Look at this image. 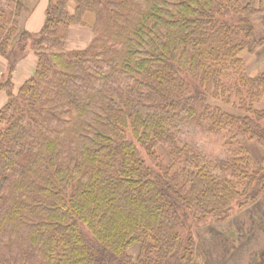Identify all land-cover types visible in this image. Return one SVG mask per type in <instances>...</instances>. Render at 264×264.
Wrapping results in <instances>:
<instances>
[{
    "label": "trees",
    "instance_id": "1",
    "mask_svg": "<svg viewBox=\"0 0 264 264\" xmlns=\"http://www.w3.org/2000/svg\"><path fill=\"white\" fill-rule=\"evenodd\" d=\"M28 6L0 0V264L236 259L264 233V156L245 146L264 150V71L244 58L264 47V0H49L36 33ZM71 29L85 47L67 48ZM192 128L225 155L188 142ZM160 149L170 162L149 165L143 150ZM215 225L240 244L209 262Z\"/></svg>",
    "mask_w": 264,
    "mask_h": 264
},
{
    "label": "rangeland",
    "instance_id": "2",
    "mask_svg": "<svg viewBox=\"0 0 264 264\" xmlns=\"http://www.w3.org/2000/svg\"><path fill=\"white\" fill-rule=\"evenodd\" d=\"M42 1V0H41ZM45 1V0H44ZM241 1H247V0H241ZM26 4H28L29 8H33L28 12H25L23 17L21 18V22L22 24L29 29L32 32H38L41 29L40 27H35L34 24V17L35 19H37L38 15L41 14L40 11L37 10V8H39L40 6L35 7V4L37 2V0H25ZM47 3V0H46ZM48 4H49V0H48ZM33 13L35 15H33ZM258 17H262V19H260V23H259V29L261 31H264V14H262L261 16ZM93 15L92 14H88L86 17V21L91 24L93 22ZM259 19V18H258ZM88 24V26H89ZM88 28V27H87ZM86 28V29H87ZM69 31V36H68V44H67V48L68 49H73V48H83L85 47V45L89 42L87 41L89 39V36L85 33L82 37L83 38H88L86 40H82L79 36L84 33V32H79L77 30H73ZM84 30V29H83ZM82 30V31H83ZM85 32H88L87 30H84ZM71 34V35H70ZM244 58L245 61L247 63V67L248 70L250 72L251 75H257L261 72L264 71V47L261 50V52L255 55H249L248 53L244 54ZM36 59L35 55L30 53L27 56L23 57L21 60H19L16 64V68L13 74V81L15 82L16 86L20 85V83H22L23 81H25L31 74L33 71V68L35 66L36 63ZM22 66L24 71H25V76H21L17 78V71L18 70V66ZM8 65L7 59L3 56L0 55V79H1V75H2V71L5 72L6 71V66ZM7 97L5 94H0V107L6 102ZM257 107L262 109L264 108V93L263 96L260 100L259 103H257ZM184 138L191 143L197 144L198 146H200L206 153L212 155L213 157L219 156V157H223L225 155V150L223 149V143L219 142L217 139H213L212 137H208L205 133H203L201 130L199 129H189L185 134H184ZM246 148H248V150L252 153L253 156L258 157V158H263L264 156V150L256 143V142H248L246 145ZM159 155L162 157H159L158 155H154L152 159L145 150H143V156L146 160V162L151 165V166H156V162H160L161 159L165 160L166 163H169V158L167 155V152L164 149H160L158 150ZM264 165V163H263ZM241 211L239 210L238 206L235 207L234 209V216H237ZM240 218V217H239ZM236 221H238V219H236ZM224 227L223 225H215L214 227V231L212 233L213 237L210 238H205L206 242H213V246H209L208 245H203V248L201 249V253L206 260L210 259L209 262H211L212 258H215L214 254H219V257L221 256H227L229 253H225V249L226 247L229 248V250L233 247H235L236 245L238 246L240 243L238 241H236L234 243L233 239L231 240V243L226 241V239L222 236ZM251 238V236L249 237V239ZM203 244V243H202ZM236 244V245H235ZM245 245V242H244ZM264 247V233H258L253 239H251L250 241H248V244L243 246L242 248L245 249H241L238 256L236 257V259H231L227 264H252L254 263V261L256 259H258L259 253L262 250V248ZM136 252V250H133V252ZM199 260L202 261L204 260L202 257H199ZM236 260V261H235ZM233 261L235 263H233ZM216 262V261H215ZM217 263V262H216ZM199 264H201V262H199Z\"/></svg>",
    "mask_w": 264,
    "mask_h": 264
},
{
    "label": "crops",
    "instance_id": "3",
    "mask_svg": "<svg viewBox=\"0 0 264 264\" xmlns=\"http://www.w3.org/2000/svg\"><path fill=\"white\" fill-rule=\"evenodd\" d=\"M47 5H48V0H47V3H46V0L45 1L42 0L40 5H39L40 7L37 8V10L41 12V14L38 15L37 19H35V17H34V24H35L36 28L40 27L44 22V12L47 8ZM35 14L33 13V15H35ZM16 71H17V78H18V75H19V77L25 76V71H24L23 67L20 66V64L18 66V70H16Z\"/></svg>",
    "mask_w": 264,
    "mask_h": 264
}]
</instances>
